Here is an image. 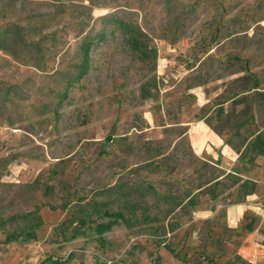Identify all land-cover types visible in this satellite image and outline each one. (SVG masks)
I'll list each match as a JSON object with an SVG mask.
<instances>
[{
  "label": "rangeland",
  "instance_id": "obj_1",
  "mask_svg": "<svg viewBox=\"0 0 264 264\" xmlns=\"http://www.w3.org/2000/svg\"><path fill=\"white\" fill-rule=\"evenodd\" d=\"M0 6V25L15 28L0 48V264H249L237 253L242 233L225 226L223 211L201 216L217 196L223 205L243 200L244 189L233 173L221 178L222 155L197 151L192 137L205 122L240 155L263 128L264 0ZM116 18L140 27L157 55L134 51ZM87 36L96 38L91 63L76 79ZM147 80L153 95L142 98ZM259 162L264 174V155L233 168ZM114 184L137 188L135 207L99 236L96 221L109 217L91 205L115 199L102 190ZM189 195L196 205L174 208L173 199ZM81 205L91 219L66 239Z\"/></svg>",
  "mask_w": 264,
  "mask_h": 264
},
{
  "label": "trees",
  "instance_id": "obj_2",
  "mask_svg": "<svg viewBox=\"0 0 264 264\" xmlns=\"http://www.w3.org/2000/svg\"><path fill=\"white\" fill-rule=\"evenodd\" d=\"M1 4V0H0ZM2 15V7L0 6V18ZM117 22L116 25L118 29H120L127 37V41L132 49L134 51L139 52L142 57L148 58L150 57L151 52H154V55H157V50L156 48L150 49L148 46L147 42L143 38L144 33L141 30L140 27L137 25L130 23L122 18H116ZM15 32V28L12 25H0V48H5L6 44L11 37V35ZM95 37L92 36H87L81 45V62L79 63L78 66V72L75 75L76 79H79L83 77L90 66V52L92 49L93 44L95 43ZM101 38V36H100ZM99 39V37L97 38ZM75 78L73 80H75ZM250 78H254V87H256L259 84V79L254 76V74H245L241 76L242 80H249ZM199 84V83H198ZM151 86H152V80H147L141 85V97L142 98H149L151 95H153L151 91ZM66 91H64L63 96H66ZM258 95L264 96V90L263 91H258ZM208 122V121H207ZM218 133L220 131L217 130ZM244 149L242 152H240L239 158L242 159L244 157H248L249 162L254 163L256 158L259 157L260 155H264V124L263 128H260L257 130L256 133L252 134V136H248V138L244 139ZM227 143H230L229 139H226ZM239 152V150H238ZM222 174V172H221ZM220 174V175H221ZM241 177L240 176H235L232 180L233 184H237L240 182ZM249 184V188H246V185ZM240 187H243L244 193L247 194L251 192L255 185V182L253 181H241L239 183ZM137 189V188H136ZM136 189L129 190L125 187H122L120 184H114L110 185L107 187H103V193L105 196H113L115 199H106L103 201V207H100L98 204H93L91 205L93 207V211L98 213L99 216L101 217H109V220L107 221H96V224L94 226L95 230L98 232L99 236H103V234L111 230V228L118 224V220H125L127 221L128 218L125 215L124 209L127 208V212L133 211L135 204L133 201L130 199V196L132 195V192H134ZM214 197V195L212 196ZM193 195H189L188 199L186 202L184 200H177L173 199L174 208L181 206L184 207L185 204H190L191 205H196L198 203L197 200L194 199ZM114 201H119L120 206L117 210L111 209L109 207V204ZM89 207H86L85 205H81L80 209L75 213L73 216H71L68 221L70 224H73V227L70 231V235L68 237L65 236L66 239L70 238H75L79 234L84 233L83 227L89 220L91 219ZM63 225L65 226L66 223L64 222ZM66 227V226H65ZM64 231V229H62ZM15 238V235L10 234L7 236L6 239H13ZM70 256H73V254H70ZM49 260H52L51 257L48 258ZM58 259H56L57 261Z\"/></svg>",
  "mask_w": 264,
  "mask_h": 264
},
{
  "label": "crops",
  "instance_id": "obj_3",
  "mask_svg": "<svg viewBox=\"0 0 264 264\" xmlns=\"http://www.w3.org/2000/svg\"><path fill=\"white\" fill-rule=\"evenodd\" d=\"M200 132L199 138H193V144L197 151L204 150L212 152V154L222 155L221 162L218 165L222 170L221 178L229 173H233L241 177V181L255 182L254 189L245 194L243 192V200L231 203L220 204L217 196L216 208L214 210H200L203 218H208L220 213L223 215V222L226 227L238 230L242 233L237 253L243 261L249 264H264V174L263 168L259 164H251L236 172L234 166L238 163L239 153L234 150L231 144L217 133L212 131L205 122L198 123L195 127ZM195 131L191 127V134ZM193 136V135H192ZM214 157V156H213ZM235 169V170H234ZM238 182L235 185H238ZM254 218V221L252 219Z\"/></svg>",
  "mask_w": 264,
  "mask_h": 264
}]
</instances>
